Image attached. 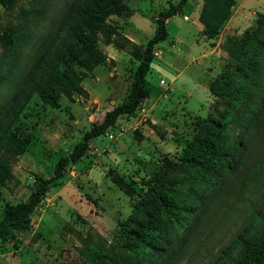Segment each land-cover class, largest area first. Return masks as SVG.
<instances>
[{"label": "trees", "instance_id": "trees-1", "mask_svg": "<svg viewBox=\"0 0 264 264\" xmlns=\"http://www.w3.org/2000/svg\"><path fill=\"white\" fill-rule=\"evenodd\" d=\"M41 2L30 0L29 8L21 7L14 27L0 35L4 49L0 59V93L8 89L7 96L0 99L1 184L13 178L10 163L26 148L28 139L16 133L14 124L33 95L51 106L58 104L61 95L69 99L74 93L86 96L83 79L97 66L113 62L100 42L126 52L138 63L125 100L106 111L99 124L83 133L71 152L57 161L52 177H35L37 185L25 201L4 207L0 240L5 242L13 241L31 227V216L52 181L64 175L69 163L82 157L90 139L104 133L119 116L135 112L149 97L146 76L155 47L168 36L166 20L186 7L192 9L186 0L176 5L169 3L155 18L153 35L139 47L108 21L112 15L131 14L124 0H66L49 21L47 32L31 46L28 61L17 69L15 65L38 23ZM0 3L6 10L15 6V0ZM235 4L236 0H203L198 20L206 38L218 36L231 18ZM220 47L227 53L225 75L222 73L208 85L211 94L219 98L217 104L223 105L221 111L214 109L218 118L194 117L198 123L191 140L185 141L180 163L169 161L159 168L149 189L152 201L142 196L122 223L127 240L121 246L106 245L103 240L94 243V264H176L188 252L196 232L207 224L221 193L235 188L240 192L234 200L245 205L240 209L243 224L214 254L206 249L204 256L212 257L202 264H264V196L254 197L258 189L254 188L264 180V157L250 158L255 152L250 145L253 136H264V15L253 31L241 36L227 35ZM177 170L178 176L171 178V172ZM160 209L165 216L158 213ZM204 241L190 251L189 261L205 258L200 255Z\"/></svg>", "mask_w": 264, "mask_h": 264}, {"label": "rangeland", "instance_id": "rangeland-1", "mask_svg": "<svg viewBox=\"0 0 264 264\" xmlns=\"http://www.w3.org/2000/svg\"><path fill=\"white\" fill-rule=\"evenodd\" d=\"M41 1L43 8L30 43L18 63L13 64L17 69L28 61L27 53L33 51L31 46L47 32L49 21L66 0ZM180 1L124 0L131 14L126 17L112 15L108 21L122 30L131 31L130 16L135 14L132 19L136 29L134 38L143 45L153 34L154 18L158 13L167 9L169 3L176 5ZM186 3L194 10L186 7L170 17L166 25L168 37L157 46L162 53L154 56L150 64L146 80L151 98L132 114L119 116L104 133L90 139L82 157L69 163L64 175L52 181L31 216V227L11 242L0 240V264H94V243L103 240L106 245L121 246L127 240L121 230L122 223L133 213L142 196L152 201L149 189L159 168L169 161L180 163L185 141L191 140L198 123L194 117L211 115L218 118L214 109L221 111L223 105L217 104L219 98L208 91L204 82L209 80V85L222 73L225 75L227 53L220 47L223 54L208 74L192 62L193 53L189 54L199 47L194 24L203 0H186ZM29 5L30 0H15L14 8L6 10L0 3V35L5 29L14 27L18 10L29 8ZM232 13L238 17L225 23L218 36L213 38V45L220 37L222 42L227 35L241 36L246 31H253L264 15V0H245L242 5L236 2ZM183 14L188 15V20ZM172 40L176 46L174 53L168 46ZM100 46L109 56L106 45L100 42ZM157 47L155 54L159 51ZM3 53L0 36V59ZM124 56L126 58L121 56L118 64L114 60L106 61L88 73L82 81V87L88 93L86 96L74 93L69 99L61 95L55 106L43 103L36 94L31 97L14 124L16 133L28 140L24 152L10 163L13 178L0 183V218L6 205L27 199L37 185L36 176L52 177L57 161L71 152L83 133L99 124L106 111L125 100L136 62L129 54ZM169 57H172V63ZM167 64L172 67L162 68ZM168 83L175 89H166ZM157 91L170 95L156 96ZM7 94L8 89L2 91L0 99ZM253 137L250 144L255 151L250 154L252 160L264 157V136ZM179 173V170L173 171L170 177L174 179ZM261 183L260 187L254 188H258L254 194L257 199L261 194L264 196V180ZM239 192L235 188L221 193L220 200L209 213L207 224L196 232L195 241L194 238L190 240L188 252L176 264L207 263L212 256L205 257L206 249L214 254L232 239L243 224L240 209L245 205L234 200ZM158 213L165 216L162 209ZM202 240L205 241L200 255L205 258L189 261L190 251Z\"/></svg>", "mask_w": 264, "mask_h": 264}, {"label": "crops", "instance_id": "crops-1", "mask_svg": "<svg viewBox=\"0 0 264 264\" xmlns=\"http://www.w3.org/2000/svg\"><path fill=\"white\" fill-rule=\"evenodd\" d=\"M245 0H238V1H236V2H239L240 3V5H242V3L244 2ZM193 10H194V8H192ZM235 13H236V11H235ZM235 13H233L232 14V16H231V18H230V20H232V18H234V16H237ZM135 16V14H133V15H131L130 16V22H131V27L133 28L131 31L130 30H128V31H126V30H123V32H124V34L128 37V38H130L131 40H133L135 43H137L136 41H135V38H134V32H135V28H134V24H133V21H132V19H133V17ZM184 16H187V20H188V15H185V14H183V18H184ZM238 17V16H237ZM156 18V17H155ZM155 18H154V20H155ZM170 20V17L169 18H167V20H166V25H167V23H168V21ZM194 28H195V30L197 31V33H198V35H196L197 36V38L195 39L196 40V44H197V46L199 45V47L201 46V44H202V47L201 48H193L192 49V51H191V53L189 54V55H191L192 53V62L194 61L195 63H196V65L200 68V69H202V71L204 72V73H209V72H211L213 69H215V66L214 65H217V63L215 62L216 61V59L220 56V55H222L223 54V51L221 50V48H220V42H221V40H222V37H220L219 38V40L216 42V44H214L213 45V39H208V38H206L203 34H202V30H203V26H202V24L199 22V20H198V14H197V23H195L194 24ZM154 29H155V23H154V28H153V33H154ZM153 35V34H152ZM168 37V36H167ZM164 41H166V40H164ZM163 41V42H164ZM137 45L139 46V47H141V46H143V45H140V44H138L137 43ZM169 48H170V50L174 53V51L173 50H175V43H174V41L172 40V41H170L169 42ZM105 48H106V50L109 52V56L118 64V62H119V60H120V57L121 56H123V57H125L124 55L125 54H127L126 52H124V51H122V50H119V49H117V48H115V47H113L112 46V49H111V45H106L105 46ZM156 48V47H155ZM158 48V47H157ZM159 49V48H158ZM111 50V51H110ZM178 50V48H176V51ZM180 51H182L181 49H179ZM155 53H156V51H155ZM162 52H161V50L159 49V51L157 52V54H155V56H159L160 54H161ZM176 54V53H175ZM126 58V57H125ZM172 58V57H171ZM171 58L169 57L168 59L170 60V63H172L173 62V60H171ZM133 60V59H132ZM134 62H136V64L135 65H133V69L136 67V65H137V61L136 60H133ZM116 66H119V65H116ZM170 67H172L171 65H162V68H166V69H169ZM212 69V70H211ZM182 71H183V69L179 72V73H177L176 74V78L177 77H179L180 75H181V73H182ZM208 81L209 80H207V81H205L204 83H205V87L206 88H208ZM148 86V85H147ZM166 89H169V90H173V89H175V86L172 84V83H168V85L165 87ZM209 91V90H208ZM171 92V91H170ZM163 96V95H165V93H161V91H157L156 92V96ZM170 95V94H169ZM169 95L168 94H166L165 96H167V97H169ZM148 98H151V95H150V93H149V97Z\"/></svg>", "mask_w": 264, "mask_h": 264}, {"label": "built area", "instance_id": "built-area-1", "mask_svg": "<svg viewBox=\"0 0 264 264\" xmlns=\"http://www.w3.org/2000/svg\"><path fill=\"white\" fill-rule=\"evenodd\" d=\"M184 19H187V16H184Z\"/></svg>", "mask_w": 264, "mask_h": 264}]
</instances>
